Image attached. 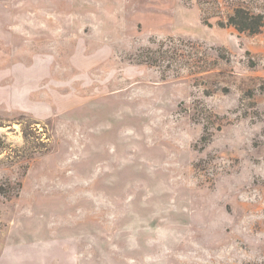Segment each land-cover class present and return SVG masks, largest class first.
Instances as JSON below:
<instances>
[{
  "label": "rangeland",
  "instance_id": "obj_1",
  "mask_svg": "<svg viewBox=\"0 0 264 264\" xmlns=\"http://www.w3.org/2000/svg\"><path fill=\"white\" fill-rule=\"evenodd\" d=\"M264 0H0V264H264Z\"/></svg>",
  "mask_w": 264,
  "mask_h": 264
},
{
  "label": "trees",
  "instance_id": "obj_2",
  "mask_svg": "<svg viewBox=\"0 0 264 264\" xmlns=\"http://www.w3.org/2000/svg\"><path fill=\"white\" fill-rule=\"evenodd\" d=\"M220 26H232L238 32H247L255 34L261 31L264 27V14L253 12L249 8L238 5L235 6L232 12L227 16L226 22L219 21ZM4 142L0 139V149L4 147Z\"/></svg>",
  "mask_w": 264,
  "mask_h": 264
}]
</instances>
